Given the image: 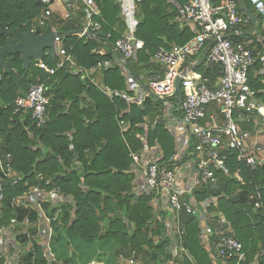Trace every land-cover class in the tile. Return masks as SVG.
I'll use <instances>...</instances> for the list:
<instances>
[{"label":"trees","instance_id":"obj_1","mask_svg":"<svg viewBox=\"0 0 264 264\" xmlns=\"http://www.w3.org/2000/svg\"><path fill=\"white\" fill-rule=\"evenodd\" d=\"M38 1L0 0V47L7 40L1 34L2 25L15 40L19 33L32 30L34 19L40 15ZM92 1L100 11L101 18L96 20L102 23L103 32L111 33L109 39L95 36L85 40L71 33L82 27V7L76 14L71 13L72 18L58 20L56 27H52L49 21L39 29L41 33L57 31L62 49L75 58L80 68L93 71L90 77L96 84L81 79L80 75L69 74L64 69L50 75L36 67L34 61L25 69L18 54L6 56L5 61L10 69L8 74L0 66V150L12 155L13 170L20 179L16 184L10 180L5 185L0 225L25 216V210L11 208L14 198L29 188L43 187L49 181L47 190L55 188L71 201L62 206L58 222L53 224L49 248L55 261L63 264L72 262L77 253L84 264L93 261L119 264L118 255H127L130 249H134L143 264H168L170 241L165 235L166 214L155 212L151 205L152 196L133 193L134 175L130 172L132 160L129 154L130 151L139 153L143 148L140 138L145 132L141 124L146 119L155 122L147 130L146 145L148 148L158 147L166 168L173 169L192 159V146L177 164H170L176 144L162 118L161 106L166 102L176 104L171 116L180 119V110L175 112L177 99L174 94L164 97L148 95L141 104L125 100V96L132 94L127 91L126 75L117 64L118 55L112 51L118 38L117 33L111 31L112 27L119 29L118 5L115 0ZM185 1L176 0L179 7ZM236 1L239 8L246 7L254 13L249 0ZM211 2L216 6L214 0ZM136 15L135 36L144 42V47L127 62V67L130 77L140 82L139 68L144 69L143 72L151 67L157 69L151 62L157 49L183 45L194 37V32L189 27H178L174 22L178 10L166 0H144L137 6ZM257 20L259 31L264 33V22L258 17ZM251 26L250 22L246 35ZM230 40L233 43L242 42L235 37H230ZM207 46L195 56L197 64L193 70L215 78L217 66H204ZM248 48L254 54L262 52L264 41L261 45L257 44V48L251 45ZM102 49L104 52L99 53ZM42 61L49 68H55L57 58L44 56ZM104 62L109 65L105 67ZM100 64L101 69H98ZM260 71V63L249 71L248 88L253 97L264 104V73ZM32 84H43L48 98L50 120L39 128L29 115L16 112L14 106V100L24 95ZM98 85L115 94L109 99ZM119 121L127 124L124 131L119 127ZM242 129L254 130L249 124H244ZM223 155L226 156L223 169L215 170L217 181L210 186L202 183L193 190L192 196L197 203L215 198V202L206 208V224L211 226L212 232L215 226L223 231L228 230L226 233L242 245L246 257L243 264H251L256 255L258 264H264V163L255 167L240 163L234 150L223 152ZM256 192L261 194L260 209H255L247 201ZM236 195L237 200H229ZM242 197L247 200H241ZM46 211H50L47 204ZM220 219L223 220L221 223ZM218 221L219 225L216 224ZM181 222L187 256L180 264H235L233 259H215L220 236H210L211 250L203 248L199 216L182 213ZM225 224L229 227L226 228ZM214 240L215 243H212ZM154 254L157 259H153ZM33 258L41 264L46 262L41 247L36 243L23 254L25 264H31Z\"/></svg>","mask_w":264,"mask_h":264},{"label":"built area","instance_id":"obj_2","mask_svg":"<svg viewBox=\"0 0 264 264\" xmlns=\"http://www.w3.org/2000/svg\"><path fill=\"white\" fill-rule=\"evenodd\" d=\"M55 1H59L64 7L63 19L71 18V13L78 6L83 8L85 14L83 26L75 34L79 39L89 40L98 36L99 32H103L102 23L98 21L101 18L100 11L90 0H54L53 2L39 0L42 3V11L30 32L33 33L36 28L47 25L53 14L51 4ZM143 1L133 0V10H136ZM249 3L256 16L264 22V0H249ZM179 13L180 18L193 30L194 37L183 45L157 49L151 60L157 69L151 67L144 72L145 88L132 83L127 85V91L132 96H125L128 103L137 104H141L148 95L170 96L174 94L176 78L181 77L180 122L183 133L177 138V144H181V139L192 143L194 157L173 169L166 168L162 164L158 147L148 148L146 145L147 130L155 125V122L150 120H145L141 124L145 132L140 138L143 142L142 150L139 153L130 151L129 154L132 160L130 172L134 175L133 193L137 196L142 194L152 196L151 205L155 212L161 211L166 214L165 235L170 241L168 264H180V261L187 256L183 246L185 231L181 222L182 213L197 212L200 219L199 226L203 232L206 230V208L215 200L197 203L192 193L202 183L210 186L217 181L215 170L223 169L226 160L223 152L236 151L237 161L251 167L264 163L262 147L252 143L250 131L239 126V123L249 124L254 132H264V104L256 100L248 88V73L256 63L261 64L260 73H264V51L254 54L247 45L242 42L233 43L229 37L231 33L240 36L241 30L250 25V19L239 10L236 0H221L220 6L212 5L211 0H186L179 7ZM132 19L127 32L111 28V31L118 35L112 48L118 55L117 64L126 75V79L131 81L127 62L134 59L136 53L144 47V42L135 36L137 21ZM104 36L109 39L111 33H104ZM60 43V41L55 42L54 58H57L55 68H49L42 61L44 56H50L49 49L44 50L41 61L35 63V66L50 75L58 69H64L69 74L80 75L81 79H88L96 84L90 77L93 71L80 68L75 58L65 53ZM206 44L208 53L204 57V66H217V79L214 84L210 82L209 77L193 70L197 64L195 56ZM98 67L101 68V64ZM101 89L109 99L115 94L109 89ZM45 93L46 88L43 84H32L24 95L14 100L15 111L29 115L30 120L38 128L50 120L48 98ZM166 104L167 102L164 105ZM171 114L172 110L166 105L162 110V118L165 122L174 120ZM119 127L124 131L127 124L119 121ZM185 153L183 147L176 146L170 164H177ZM258 155L263 156L258 157ZM12 162V155L0 150V212L5 200L6 183L12 180V184H16L20 180L13 170ZM236 177L238 178L237 175ZM48 184L49 181H46L43 187L29 188L22 195L14 198L10 206L14 210L37 212L36 234L25 233V236L31 241L38 239L40 243L36 244H40L43 258L50 264L54 261L49 250L53 224L58 222L62 206L70 204L71 201L60 195L55 188L47 190ZM249 200L252 201L255 209L262 207L259 192ZM41 204H47L50 211L45 212L43 209L40 211ZM222 221L220 219V223ZM20 224L28 226L30 219L23 216L21 219L13 218L8 225H0V248L5 246L4 241L13 242L12 231ZM217 248V254L214 256L216 260L233 259L235 264H243L246 260L242 245L227 233L220 236ZM118 263L143 264V260L137 256L134 249H130L127 255L124 253L118 255ZM31 264L41 263L33 258ZM89 264L100 263L93 261Z\"/></svg>","mask_w":264,"mask_h":264},{"label":"crops","instance_id":"obj_3","mask_svg":"<svg viewBox=\"0 0 264 264\" xmlns=\"http://www.w3.org/2000/svg\"><path fill=\"white\" fill-rule=\"evenodd\" d=\"M168 4H170L171 6H173L174 8H176L178 10V15L175 17L174 22L177 23L179 28H184V27H189V24H187L183 19L180 18V13H179V5L177 4L176 0H166ZM90 2L95 6L94 2L92 0H90ZM115 3L118 5V9H119V13H120V22H119V26H117L120 30L123 31H129V22L131 20H133L132 18H134V20H136L138 22L137 19V9L133 10V0H115ZM82 10L81 6H78L77 9H75L73 11V15L76 14L78 11ZM253 16L257 19V16L255 13H252ZM65 15V10L63 8V12H59V10H55L53 13V18L56 20L59 19H63ZM73 17V16H72ZM85 17V14H84ZM83 26V23H82ZM251 30L249 31V34L246 35V33L249 30V26H247L246 28H243L241 30V35L240 36H236L234 33L230 34V37H235V38H239V40H242V43H244L247 46H253V48H257V44H262L264 41V33L259 31V22L253 26H251ZM139 39V38H138ZM255 43V44H253ZM113 51V49H112ZM103 53L104 50L102 49V51H99V53ZM113 53L115 54V52L113 51ZM116 55V54H115ZM117 59L114 58V61ZM197 61V59H196ZM103 64H108L107 62H104ZM109 65V64H108ZM100 67H98L99 69ZM101 69V68H100ZM144 69L139 68V78H140V82L139 81H134L135 79H132V81L130 79H126V84L129 86L132 83L134 85H139L145 88L146 85V81H144ZM210 82L214 84V82H216L215 80L217 79V77L213 78V77H209ZM127 86V88H128ZM180 119H174L173 121H171L170 126H171V130L174 133V138H178L180 136H182L183 133V126L180 122L181 120V115L178 116ZM166 119V118H165ZM168 121V120H167ZM244 124L239 123L240 128H242ZM261 133L264 132H254V131H250V136H251V142L252 143H256L258 145H260L262 147V153L264 154V135H261ZM176 146L179 147H183L184 151L187 153L189 151V148L191 147L190 142L185 141L184 139H181V144L178 145L177 144V139H176ZM249 146V145H247ZM259 156H263V155H258ZM211 200H215V198L211 199ZM44 210L46 212V205L41 204V210ZM25 216H27L30 219V224L28 226H23V225H16L15 229L12 231V240L13 242L8 243L7 241H4L5 246L3 248H0V264H25L24 260H23V254L27 253L32 245L34 243H40L38 241V239H35L33 241H31V239L27 238L25 236V233L27 234H36V228H37V212L34 211H30V212H26ZM23 218V216L21 217ZM12 220V219H11ZM217 225H219V221L218 223L216 222ZM8 225V224H7ZM206 226V230L204 232H202L201 235V243L202 246L205 250H211V243L209 241V238L211 235H215V238H219V236L223 235L224 233H226L228 230H221L219 229V227L217 228L215 226V231L212 232L211 231V226H209L208 224L205 223ZM210 227V228H209ZM226 228H228L229 226H225ZM54 230V228H53ZM53 234V232H52ZM213 237V238H214ZM214 238V239H215ZM7 240V239H6ZM16 243V244H15ZM215 243V240L212 242ZM39 247L40 244L38 245ZM42 250V248H41ZM50 250V248H49ZM92 252V250H90ZM51 252V251H50ZM212 252V251H211ZM52 254V253H51ZM58 255H61V251H58ZM71 255V254H70ZM46 264V262H45ZM48 264V263H47ZM50 264H63L61 262L58 261H53ZM65 264H84L83 259H81L80 255H78L77 253H75L74 257H73V261L72 262H67ZM101 264V263H100ZM225 264V263H222Z\"/></svg>","mask_w":264,"mask_h":264},{"label":"water","instance_id":"obj_4","mask_svg":"<svg viewBox=\"0 0 264 264\" xmlns=\"http://www.w3.org/2000/svg\"><path fill=\"white\" fill-rule=\"evenodd\" d=\"M54 0H51L53 2ZM216 6L221 5V0H214ZM38 6H42L41 2H37ZM241 12H243L249 19L252 25H256L258 20L253 16L252 12L249 8H239ZM72 18V16H71ZM80 30H72V34H76ZM1 34H3L7 40L6 44L0 47V66L4 69V72L8 74L10 72L9 64L5 61L7 55H15L18 54L20 56V60L23 64V67L27 69L30 65L31 61L35 63L40 62L45 49L50 50V57L54 58L55 54V42L60 41V34L57 31L44 32L41 33L39 28H36L35 31L19 33L17 35V40L12 39L10 37V33L7 31L5 25L1 26ZM98 36L104 37L103 32H99ZM230 37V36H229ZM130 71V70H129ZM180 82L181 77H177L174 82V96L177 99V107L175 112H179L180 103H181V90H180ZM238 199V196H234L230 198V201H235ZM241 200H247L246 198H240ZM249 204L252 205L251 200H247ZM195 216H198V213H194ZM227 226V224H225ZM153 259H157V255H153ZM251 264H258V255L254 257V260Z\"/></svg>","mask_w":264,"mask_h":264},{"label":"rangeland","instance_id":"obj_5","mask_svg":"<svg viewBox=\"0 0 264 264\" xmlns=\"http://www.w3.org/2000/svg\"><path fill=\"white\" fill-rule=\"evenodd\" d=\"M39 8H40V14H41V11H42V8L40 7V6H38ZM63 5L59 2V1H55L53 4H51V9L53 10V13H54V11L55 10H59V12H63ZM39 16H37L35 19H34V21H33V26H32V28H34L35 27V25H36V19L38 18ZM52 17H53V14H52ZM60 20V19H59ZM57 21L58 20H56V19H54V18H51L50 19V22H51V25H52V27H56V23H57ZM167 107L170 109V110H173V108L175 107V105L176 104H174L173 102H167ZM166 105H162L161 107H162V109L164 110L165 108H166ZM164 116H165V113H164ZM146 120H148V119H146ZM171 121L172 120H168L167 122H166V128L167 129H169V131H170V133H172V136H173V138H174V133H173V131L171 130V126H170V123H171ZM261 135H264V133H261ZM176 139L177 138H175V144H176Z\"/></svg>","mask_w":264,"mask_h":264}]
</instances>
